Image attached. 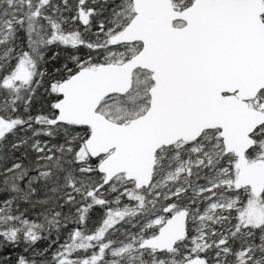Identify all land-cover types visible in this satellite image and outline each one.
Segmentation results:
<instances>
[{"label":"snow or ice","instance_id":"6c2138e0","mask_svg":"<svg viewBox=\"0 0 264 264\" xmlns=\"http://www.w3.org/2000/svg\"><path fill=\"white\" fill-rule=\"evenodd\" d=\"M0 264H264V0H0Z\"/></svg>","mask_w":264,"mask_h":264}]
</instances>
